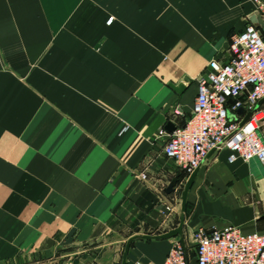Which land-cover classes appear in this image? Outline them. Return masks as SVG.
Here are the masks:
<instances>
[{"label": "crops", "instance_id": "crops-1", "mask_svg": "<svg viewBox=\"0 0 264 264\" xmlns=\"http://www.w3.org/2000/svg\"><path fill=\"white\" fill-rule=\"evenodd\" d=\"M255 16L251 0H0V264H121L128 238L176 227L158 130L185 123L196 78L263 30ZM228 153L188 191L187 253L198 227L264 232V168ZM176 240L134 238L125 264H163Z\"/></svg>", "mask_w": 264, "mask_h": 264}, {"label": "built area", "instance_id": "built-area-1", "mask_svg": "<svg viewBox=\"0 0 264 264\" xmlns=\"http://www.w3.org/2000/svg\"><path fill=\"white\" fill-rule=\"evenodd\" d=\"M251 1L264 23V0ZM112 20L109 16L107 23ZM228 53L223 62L209 61L196 78L197 92L185 123L172 131L158 130V135L166 136L163 154L182 173L174 192L182 189L213 148L214 152L228 149L229 162L257 159L264 168V140L259 134L264 109L256 106L264 97V28L247 23L231 36ZM247 112L251 114L243 121ZM174 113L180 114L178 106ZM139 176L146 178L144 172ZM192 242L196 264H264V232H242L231 224L210 230L198 227L192 232ZM163 264H188L184 242L173 243Z\"/></svg>", "mask_w": 264, "mask_h": 264}, {"label": "water", "instance_id": "water-1", "mask_svg": "<svg viewBox=\"0 0 264 264\" xmlns=\"http://www.w3.org/2000/svg\"><path fill=\"white\" fill-rule=\"evenodd\" d=\"M257 17V18H256ZM257 19V21H260V17L259 16H255V18H253L252 20H255ZM183 85L182 84H178L177 86H174V89L176 91H181L183 89ZM264 99L261 98L256 106H259V104L262 102V100ZM239 111H242V109H239ZM251 112H247L243 121L246 120L249 116H250ZM168 129L169 131H172L174 129V126L172 124H169L168 126ZM214 152V148L211 149L205 159ZM198 167H196L187 177V179L185 180L184 182V185L181 189V192H180V196H179V199H180V209H179V215H178V225L172 229H169L167 230L166 232H163V233H160V234H156V235H150V234H143V235H134L130 238H128V240L126 241L125 243V246H124V250H123V253H122V259H121V264H125V261H126V255H127V252H128V248H129V245H130V241L134 238H137V237H141V238H158V239H163V238H169V237H174V236H178L179 237V241L183 242V224H184V213H185V210H186V199H187V194H188V191L193 183V180H194V177L198 171ZM179 179V173L169 182L168 186L166 187V191L167 192H171L174 190V186L175 184L177 183Z\"/></svg>", "mask_w": 264, "mask_h": 264}, {"label": "rangeland", "instance_id": "rangeland-1", "mask_svg": "<svg viewBox=\"0 0 264 264\" xmlns=\"http://www.w3.org/2000/svg\"><path fill=\"white\" fill-rule=\"evenodd\" d=\"M231 116V115H230ZM262 116V114H260V117ZM259 131H261L262 132V136H264V123H262L261 124V126H260V130ZM260 134V133H259ZM189 239V238H188ZM187 249H188V259H189V252L191 251V250H193V242L191 241V239H189V241H188V244H187ZM192 259V258H191Z\"/></svg>", "mask_w": 264, "mask_h": 264}, {"label": "trees", "instance_id": "trees-1", "mask_svg": "<svg viewBox=\"0 0 264 264\" xmlns=\"http://www.w3.org/2000/svg\"><path fill=\"white\" fill-rule=\"evenodd\" d=\"M179 176H182V173L181 172H179Z\"/></svg>", "mask_w": 264, "mask_h": 264}, {"label": "bare ground", "instance_id": "bare-ground-1", "mask_svg": "<svg viewBox=\"0 0 264 264\" xmlns=\"http://www.w3.org/2000/svg\"><path fill=\"white\" fill-rule=\"evenodd\" d=\"M258 117H260V115H259ZM261 117H262V116H261Z\"/></svg>", "mask_w": 264, "mask_h": 264}]
</instances>
